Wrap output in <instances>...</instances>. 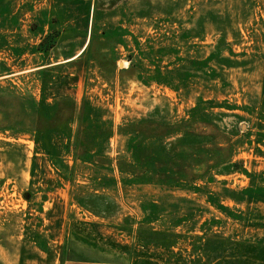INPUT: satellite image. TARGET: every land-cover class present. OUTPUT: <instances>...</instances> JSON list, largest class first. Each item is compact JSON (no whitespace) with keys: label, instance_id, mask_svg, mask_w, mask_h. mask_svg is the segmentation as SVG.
I'll return each instance as SVG.
<instances>
[{"label":"rangeland","instance_id":"rangeland-1","mask_svg":"<svg viewBox=\"0 0 264 264\" xmlns=\"http://www.w3.org/2000/svg\"><path fill=\"white\" fill-rule=\"evenodd\" d=\"M0 264H264V0H0Z\"/></svg>","mask_w":264,"mask_h":264}]
</instances>
